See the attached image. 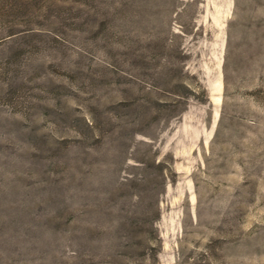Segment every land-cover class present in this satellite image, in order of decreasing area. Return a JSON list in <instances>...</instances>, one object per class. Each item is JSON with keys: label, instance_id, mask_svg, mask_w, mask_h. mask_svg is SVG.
<instances>
[{"label": "rangeland", "instance_id": "obj_1", "mask_svg": "<svg viewBox=\"0 0 264 264\" xmlns=\"http://www.w3.org/2000/svg\"><path fill=\"white\" fill-rule=\"evenodd\" d=\"M0 22V264H264V0Z\"/></svg>", "mask_w": 264, "mask_h": 264}, {"label": "trees", "instance_id": "obj_2", "mask_svg": "<svg viewBox=\"0 0 264 264\" xmlns=\"http://www.w3.org/2000/svg\"><path fill=\"white\" fill-rule=\"evenodd\" d=\"M2 22V21H1ZM1 22H0V25H1ZM1 28V27H0ZM14 30L13 29H10L9 31H8V35H12L14 32H13Z\"/></svg>", "mask_w": 264, "mask_h": 264}]
</instances>
